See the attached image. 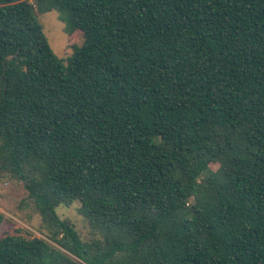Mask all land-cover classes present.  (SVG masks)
<instances>
[{
	"label": "trees",
	"instance_id": "1",
	"mask_svg": "<svg viewBox=\"0 0 264 264\" xmlns=\"http://www.w3.org/2000/svg\"><path fill=\"white\" fill-rule=\"evenodd\" d=\"M4 178L48 240L0 264H264V0H0Z\"/></svg>",
	"mask_w": 264,
	"mask_h": 264
},
{
	"label": "rangeland",
	"instance_id": "2",
	"mask_svg": "<svg viewBox=\"0 0 264 264\" xmlns=\"http://www.w3.org/2000/svg\"><path fill=\"white\" fill-rule=\"evenodd\" d=\"M38 21L53 52L59 58L65 59L72 53V45L82 43L80 34L70 35L66 31L65 23L60 19L56 10L37 13ZM79 203L70 206H59L56 209L61 219L69 220L83 241L93 237L86 220L78 212ZM0 213L4 219L0 226V238L6 235L22 236L27 239L41 238L48 240L47 230L43 226L41 217L27 200V192L22 183L4 178L0 181Z\"/></svg>",
	"mask_w": 264,
	"mask_h": 264
}]
</instances>
